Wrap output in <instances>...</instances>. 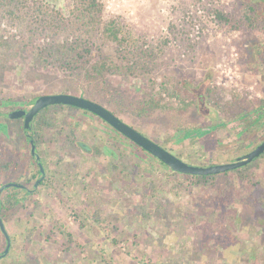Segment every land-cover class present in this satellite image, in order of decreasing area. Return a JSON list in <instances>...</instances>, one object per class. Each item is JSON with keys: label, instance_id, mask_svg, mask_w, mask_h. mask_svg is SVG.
Listing matches in <instances>:
<instances>
[{"label": "rangeland", "instance_id": "obj_1", "mask_svg": "<svg viewBox=\"0 0 264 264\" xmlns=\"http://www.w3.org/2000/svg\"><path fill=\"white\" fill-rule=\"evenodd\" d=\"M102 2L104 17H121L149 52L136 58L134 77L124 75L117 45L98 34L78 42L71 29L38 33L0 8V161L17 151L24 176L15 182L33 190L26 167L37 166L23 121L1 114L44 95L95 101L194 166L234 162L264 140L255 121L264 110V54L250 52L261 42L264 53V22L243 18L249 0ZM48 3L70 11L68 0ZM215 12L230 21L217 22ZM154 100L160 108L141 112ZM31 135L47 181L0 212L12 238L0 264H264V154L238 170L245 181L236 175L230 185L222 173L207 187L83 110L52 106ZM17 169L0 173V187Z\"/></svg>", "mask_w": 264, "mask_h": 264}, {"label": "trees", "instance_id": "obj_2", "mask_svg": "<svg viewBox=\"0 0 264 264\" xmlns=\"http://www.w3.org/2000/svg\"><path fill=\"white\" fill-rule=\"evenodd\" d=\"M68 1L70 2L71 6H70V11L68 12L67 15H65L62 9H58L57 7L48 3V0H0V8L5 12L7 17L16 20L17 22L27 24V26L31 30L38 33L39 32L42 34L48 33L52 35V34H57L63 30L71 29L73 33L76 35V39L79 40L78 42H81L83 37L85 39L87 38L86 39L87 41L98 34L103 44L114 43L117 45L119 58H121V60L125 61L127 64V72H125L124 75H126V77L136 76L137 73L135 71L136 68L139 66L138 64L139 60H136V58L141 56L140 62L142 63L144 60H146L147 56H149V52L143 49L140 45H138L139 40L137 41L133 39V29L130 28L128 25H125L123 21H121V17L106 19L104 17L105 5L102 2V0H68ZM214 17L216 18L217 22L230 21V19L222 12H215ZM141 45H145V43ZM106 69H108L107 62H105L102 68H100L97 71L100 74H104V70ZM208 93L210 94V92ZM145 104L147 105H143L144 109H141V112L144 111L145 113L146 112L151 113L157 110L158 108H160V104L156 100L152 102L149 101ZM53 107L54 108L63 107V108H69L71 110H80L68 106H53ZM49 108L50 107L42 110L38 114V116ZM263 113L264 110L262 111V114ZM246 114L248 115V113ZM30 129L31 131H33L34 125H32ZM186 134H187L186 136L192 135V133L190 132ZM154 159L157 160L156 158ZM158 162L162 164L160 161ZM2 164L3 167L1 166V161H0V173H2L4 170H8V169L10 170L11 166L9 163L8 164L2 163ZM162 165L165 166L164 164ZM238 170L239 169L227 172V175L230 176L229 177L230 185H233V181H235L236 175L238 176V181L246 180L245 176H241ZM235 171L238 173H236ZM185 176L197 178L198 182H196V185H201V183H203L204 186L207 187L214 186L218 180L217 176L215 175L213 176L185 175ZM20 193L23 192L22 191L18 192L19 195ZM15 197L20 198V196H15ZM22 200L23 198L21 199L15 198L12 200L9 198L8 199L5 198L3 202V199H1L0 212L4 211L8 213L12 211L17 206H19Z\"/></svg>", "mask_w": 264, "mask_h": 264}, {"label": "water", "instance_id": "obj_3", "mask_svg": "<svg viewBox=\"0 0 264 264\" xmlns=\"http://www.w3.org/2000/svg\"><path fill=\"white\" fill-rule=\"evenodd\" d=\"M52 106L74 107L83 111H87L96 117H99L115 131L123 135L125 138L129 139L131 142H133L135 145L140 147L145 152L149 153L151 156L156 158L162 164L169 167L174 172L183 175L213 176L222 173H227L248 166L250 163L257 160L264 154V141H263L251 152H249L248 154L242 157H239L238 159H236L234 162L231 163L216 164L211 166L190 165L184 162L176 155H174L173 153H171L170 151H168L167 149H165L164 147H162L161 145L155 143L153 140H151L150 138L139 132L131 125L124 122L115 113H113L111 110L104 107L103 105L82 96H76L72 94H53V95L40 96L37 99H35L29 111L19 109L7 115V117L10 119L24 118V132L31 145L32 154L37 156L38 159H40V157L37 153V145L35 143L34 137L30 134L31 122L35 118V116H37L42 110ZM39 165L41 167V172L44 173L45 169L41 164V162ZM40 182L41 181H38L35 187H38ZM10 187L25 188L24 185L20 186L17 183L6 184L0 189V195L5 189ZM0 227L7 239V247L4 253L0 255V259H2L8 255L12 246V242H11V238L7 233L5 225L1 219H0Z\"/></svg>", "mask_w": 264, "mask_h": 264}, {"label": "flooded vegetation", "instance_id": "obj_4", "mask_svg": "<svg viewBox=\"0 0 264 264\" xmlns=\"http://www.w3.org/2000/svg\"><path fill=\"white\" fill-rule=\"evenodd\" d=\"M249 4L248 5H250V6H246L247 7V9H246V11H243L242 12V14H243V18L247 21V22H249V23H251V25H253V26H257V25H262L263 24V22H264V0H249V2H248ZM264 25V24H263ZM261 42H256L253 46H252V49L250 50V52H253V54L255 55V57L256 58H259V57H261L262 56V54H264V53H262V51H261ZM264 52V51H263ZM32 106V105H31ZM19 109H21V107H19V108H13L12 109V111L10 112V113H12V112H14V111H16V110H19ZM31 109V108H30ZM30 109H25V111H29ZM22 110H24V109H22ZM262 111H263V108H261L260 110H259V113L257 114V118H256V122H258V123H260V125L261 126H264V119H263V114H262ZM10 113H7V114H1L6 120H9V121H23V126H24V118H21V119H10V118H8L7 117V115L8 114H10ZM38 117V115L37 116H35V118L32 120V122H31V127H32V125H34L33 123H35L36 122V118ZM35 120V121H34ZM1 125H3V126H5L3 123H0ZM5 128V127H4ZM24 128V127H23ZM114 130V129H113ZM115 131V130H114ZM30 132H31V134H32V131H31V129H30ZM25 133V132H24ZM26 135V134H25ZM26 138H27V136H26ZM27 140V139H26ZM36 141V140H35ZM264 141V140H263ZM262 141V142H263ZM27 142H28V140H27ZM262 142H260L259 144H257L256 145V147L258 146V145H260ZM29 143V142H28ZM30 144V143H29ZM83 147H84V145H83ZM255 147V148H256ZM13 153H15L14 155L16 156V158L18 159V154H17V151L16 150H14L13 152H12V154ZM30 155H31V159H32V164L33 163H36V166H37V170L36 171H33L32 170V167H31V164L30 165H28V167H26L27 169H29V175H28V177H26V179L24 180V181H35V183H34V188H33V190H30L29 188H22V187H10V188H7V189H5L2 193H1V195H0V200L1 199H3V202H4V199L5 198H9V199H21V198H25V197H27V196H30L33 192H35L40 186H42L44 183H45V181H47L46 180V170H45V172L44 173H42L41 172V167H40V159H38V157L37 156H35V155H33L32 154V152L30 153ZM16 158H12L10 161H8V163L12 166V167H15L16 169L19 167L18 166V164L16 163V162H14L15 161V159ZM8 163H6V164H8ZM34 165V164H33ZM35 168V167H34ZM45 169V168H44ZM30 170L32 171V173L30 174ZM9 174V173H8ZM16 175H18V177H14V176H16ZM24 175L23 174H20L19 173V171H18V169L14 172V173H12V175L11 176H8L7 175V179L8 180H6V181H8L7 183H5V184H3L1 187H0V189L4 186V185H6V184H10V183H17L18 185H20V186H22L23 184L22 183H19V182H15V181H22V177H23ZM38 181H41L40 183H39V186L38 187H35V185H36V183L38 182ZM25 186V185H24ZM20 191H22L23 192V195H19L18 194V192H20ZM21 194V193H20ZM15 196H20V198H17V197H15ZM4 223V222H3ZM5 228H6V230H7V227L5 226ZM0 232H2V230H1V227H0ZM7 233H8V235H9V237L11 238V236H10V234H9V232H8V230H7ZM4 234V233H3ZM5 236V235H4ZM5 238V240H6V247H7V239H6V237H4ZM11 240H12V238H11ZM12 242V241H11ZM6 247L4 248V250L0 253V255H2L3 253H4V251H5V249H6ZM11 250V249H10ZM9 253H10V251H9ZM8 253V254H9Z\"/></svg>", "mask_w": 264, "mask_h": 264}]
</instances>
